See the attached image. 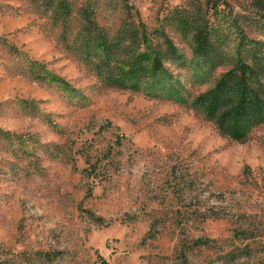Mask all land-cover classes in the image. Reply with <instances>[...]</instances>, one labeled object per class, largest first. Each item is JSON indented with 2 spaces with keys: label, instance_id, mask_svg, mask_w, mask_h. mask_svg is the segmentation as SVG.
Instances as JSON below:
<instances>
[{
  "label": "rangeland",
  "instance_id": "374dc122",
  "mask_svg": "<svg viewBox=\"0 0 264 264\" xmlns=\"http://www.w3.org/2000/svg\"><path fill=\"white\" fill-rule=\"evenodd\" d=\"M216 2L0 0V264H264V0Z\"/></svg>",
  "mask_w": 264,
  "mask_h": 264
},
{
  "label": "trees",
  "instance_id": "16d2710c",
  "mask_svg": "<svg viewBox=\"0 0 264 264\" xmlns=\"http://www.w3.org/2000/svg\"><path fill=\"white\" fill-rule=\"evenodd\" d=\"M221 0H217L216 3L220 2ZM129 11L132 9V6H128ZM85 19L88 21L89 25H95L97 27V24H95L93 21L90 20V18L85 14ZM145 30H137L135 32V36L140 39L143 43H145L148 46H152L153 49L156 52V56L154 57L153 64H152V72L158 73L161 70L164 69V63H163V52L161 48L159 47V44H156L153 46V37L152 33H148ZM198 33L195 35L197 49L200 53H207L208 50L210 51V42L207 39V33L204 32L202 29L198 28ZM168 44V50L165 55H176V49L174 48L172 42L170 40L166 41ZM220 61V60H219ZM248 61V60H246ZM221 65L220 62H217L214 64V66ZM237 67L241 71V75L243 76L240 81H238L237 85L240 83H249L250 80H253V82H258L260 78L264 77V67L259 66L258 64H248L241 58L237 61ZM148 76V75H147ZM228 76H230L228 78ZM234 79L237 78V75L234 73H230L227 76H225L223 79H221L217 83V88L211 90L208 94H206L204 97L210 99L212 101L211 107L208 109V114L217 120L219 126L220 132L225 135L229 136L237 141H245L247 139V130H243L245 128L246 124L244 122H247V119H245L244 116H247L248 114H254L255 108H253V105H255L257 98H255L252 102V104L247 103V91H241L240 97L237 102V106L235 107H222L221 104H219V98H218V92L220 89L224 88L227 85L228 79ZM257 84V83H256ZM254 87V86H253ZM248 123L252 126L254 124H258L259 121L256 120V118H252L248 121Z\"/></svg>",
  "mask_w": 264,
  "mask_h": 264
}]
</instances>
